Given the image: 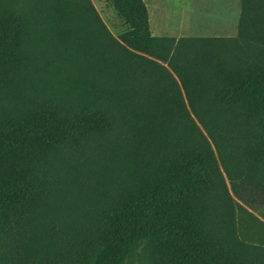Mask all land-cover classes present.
<instances>
[{"label": "trees", "instance_id": "obj_1", "mask_svg": "<svg viewBox=\"0 0 264 264\" xmlns=\"http://www.w3.org/2000/svg\"><path fill=\"white\" fill-rule=\"evenodd\" d=\"M110 2L0 0V264H264V0L180 37Z\"/></svg>", "mask_w": 264, "mask_h": 264}, {"label": "rangeland", "instance_id": "obj_2", "mask_svg": "<svg viewBox=\"0 0 264 264\" xmlns=\"http://www.w3.org/2000/svg\"><path fill=\"white\" fill-rule=\"evenodd\" d=\"M114 35L127 28L110 0H92ZM154 35H220L237 33L241 0H146ZM185 22L184 16H192ZM160 27L166 28L160 31ZM259 214V212H255Z\"/></svg>", "mask_w": 264, "mask_h": 264}, {"label": "crops", "instance_id": "obj_3", "mask_svg": "<svg viewBox=\"0 0 264 264\" xmlns=\"http://www.w3.org/2000/svg\"><path fill=\"white\" fill-rule=\"evenodd\" d=\"M145 2H146V0H145ZM147 4V3H146ZM148 6V5H147ZM148 9H149V7H148ZM149 15H150V12H149ZM190 19V22L192 23V21H193V15L190 17V16H184V20H185V22H187L188 20ZM150 27H151V25H150ZM159 29H160V31H164L166 28H164V27H160L159 26ZM152 31V34L154 35V33H153V30H151ZM173 36V35H172ZM188 36V35H187ZM177 37V36H176Z\"/></svg>", "mask_w": 264, "mask_h": 264}]
</instances>
